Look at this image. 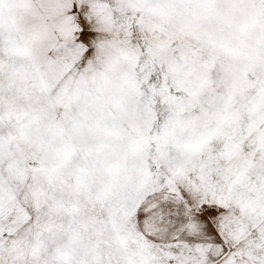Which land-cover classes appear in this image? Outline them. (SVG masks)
Instances as JSON below:
<instances>
[{
	"label": "snow or ice",
	"instance_id": "6c2138e0",
	"mask_svg": "<svg viewBox=\"0 0 264 264\" xmlns=\"http://www.w3.org/2000/svg\"><path fill=\"white\" fill-rule=\"evenodd\" d=\"M0 264H264V0H0Z\"/></svg>",
	"mask_w": 264,
	"mask_h": 264
}]
</instances>
